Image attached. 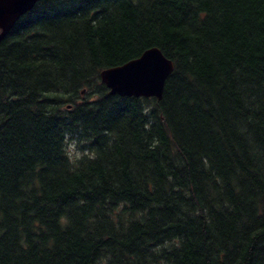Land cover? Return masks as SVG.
Returning <instances> with one entry per match:
<instances>
[{
	"label": "trees",
	"instance_id": "16d2710c",
	"mask_svg": "<svg viewBox=\"0 0 264 264\" xmlns=\"http://www.w3.org/2000/svg\"><path fill=\"white\" fill-rule=\"evenodd\" d=\"M151 47L161 98L110 94L99 73ZM0 264H264V0L22 14L0 38Z\"/></svg>",
	"mask_w": 264,
	"mask_h": 264
},
{
	"label": "water",
	"instance_id": "95a60500",
	"mask_svg": "<svg viewBox=\"0 0 264 264\" xmlns=\"http://www.w3.org/2000/svg\"><path fill=\"white\" fill-rule=\"evenodd\" d=\"M37 0H0V38ZM173 61L159 48L144 50L138 57L99 73L100 81L110 94L161 98L164 83L173 71Z\"/></svg>",
	"mask_w": 264,
	"mask_h": 264
},
{
	"label": "clouds",
	"instance_id": "9594fccd",
	"mask_svg": "<svg viewBox=\"0 0 264 264\" xmlns=\"http://www.w3.org/2000/svg\"><path fill=\"white\" fill-rule=\"evenodd\" d=\"M62 150L73 163H78L83 157L88 156L93 158L88 151H81L79 148V142L76 138L72 137L70 133L64 134V140L62 141Z\"/></svg>",
	"mask_w": 264,
	"mask_h": 264
}]
</instances>
